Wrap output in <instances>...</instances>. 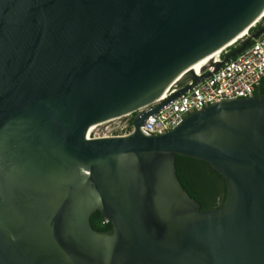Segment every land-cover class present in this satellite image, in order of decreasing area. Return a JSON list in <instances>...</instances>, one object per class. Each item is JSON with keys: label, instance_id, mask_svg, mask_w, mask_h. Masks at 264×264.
<instances>
[{"label": "water", "instance_id": "water-1", "mask_svg": "<svg viewBox=\"0 0 264 264\" xmlns=\"http://www.w3.org/2000/svg\"><path fill=\"white\" fill-rule=\"evenodd\" d=\"M263 17L264 0H0V264H264V95L141 129ZM141 108L131 133L87 137ZM177 154L224 175L222 204L201 209Z\"/></svg>", "mask_w": 264, "mask_h": 264}, {"label": "built area", "instance_id": "built-area-1", "mask_svg": "<svg viewBox=\"0 0 264 264\" xmlns=\"http://www.w3.org/2000/svg\"><path fill=\"white\" fill-rule=\"evenodd\" d=\"M226 48L218 53L220 61L223 59V50ZM263 77L264 34L255 39V42L240 54L228 60L210 77L193 86L157 113L150 115L141 129L147 135L164 133L179 125L190 113L210 104L252 96ZM159 101L154 102L153 105ZM144 109L141 108L127 115L95 124L87 132V137L92 139L127 135L134 130L135 116ZM105 222H109V219L105 218Z\"/></svg>", "mask_w": 264, "mask_h": 264}, {"label": "trees", "instance_id": "trees-1", "mask_svg": "<svg viewBox=\"0 0 264 264\" xmlns=\"http://www.w3.org/2000/svg\"><path fill=\"white\" fill-rule=\"evenodd\" d=\"M263 26L264 17L256 26L251 27L249 32H256ZM241 42L230 45V50L222 56L229 55ZM254 42L255 39L251 40L249 46ZM254 94L264 95V77ZM176 167L181 183L190 195L201 204V209L217 207L224 202L227 194L226 179L209 162L177 154ZM92 225L98 231H110L113 228L111 222H105V217L101 211H96L92 215Z\"/></svg>", "mask_w": 264, "mask_h": 264}, {"label": "bare ground", "instance_id": "bare-ground-1", "mask_svg": "<svg viewBox=\"0 0 264 264\" xmlns=\"http://www.w3.org/2000/svg\"><path fill=\"white\" fill-rule=\"evenodd\" d=\"M248 32L249 31H247V32L245 31L237 40H235L234 42L230 43L228 46L235 44L237 41H239L240 39H242L243 37H245L248 34ZM196 72L199 73L200 70H198ZM164 97H166V92L162 93L161 96H159V98L155 100V102L156 101H159V100H162Z\"/></svg>", "mask_w": 264, "mask_h": 264}, {"label": "rangeland", "instance_id": "rangeland-1", "mask_svg": "<svg viewBox=\"0 0 264 264\" xmlns=\"http://www.w3.org/2000/svg\"><path fill=\"white\" fill-rule=\"evenodd\" d=\"M257 25V24H256ZM254 27V26H253ZM248 34H251L250 32H248ZM244 38V37H243ZM242 39H240L237 43H239ZM237 43H235L234 45H236ZM230 50V46L227 47L225 50H223V54L226 53L227 51Z\"/></svg>", "mask_w": 264, "mask_h": 264}, {"label": "flooded vegetation", "instance_id": "flooded-vegetation-1", "mask_svg": "<svg viewBox=\"0 0 264 264\" xmlns=\"http://www.w3.org/2000/svg\"><path fill=\"white\" fill-rule=\"evenodd\" d=\"M95 213V212H94ZM91 223H92V216H91Z\"/></svg>", "mask_w": 264, "mask_h": 264}]
</instances>
